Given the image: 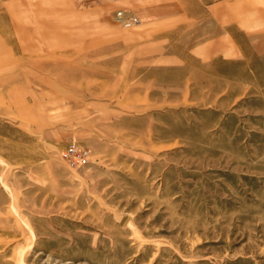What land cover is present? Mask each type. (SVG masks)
Returning <instances> with one entry per match:
<instances>
[{
	"label": "rangeland",
	"instance_id": "rangeland-1",
	"mask_svg": "<svg viewBox=\"0 0 264 264\" xmlns=\"http://www.w3.org/2000/svg\"><path fill=\"white\" fill-rule=\"evenodd\" d=\"M16 19L0 264H264V0H18Z\"/></svg>",
	"mask_w": 264,
	"mask_h": 264
},
{
	"label": "crops",
	"instance_id": "crops-1",
	"mask_svg": "<svg viewBox=\"0 0 264 264\" xmlns=\"http://www.w3.org/2000/svg\"><path fill=\"white\" fill-rule=\"evenodd\" d=\"M17 2L18 0H0V48H1V32H2V25L4 26V28L6 29V25H9V31H16V23H17ZM216 7L213 6V8H211V14H216L217 16H222L223 15V8L221 7V3L218 2V4H215ZM166 9L161 10V8H159V10L157 11L156 8H154L155 14L158 15H163V14H167V15H175V14H182L185 16H190V15H194L193 11H189L188 8H184V11H179L181 9L178 8V6H172V5H168V7H165ZM208 10V9H207ZM210 10V9H209ZM197 14V13H196ZM250 14V12H249ZM10 25H12L10 27ZM1 62V61H0Z\"/></svg>",
	"mask_w": 264,
	"mask_h": 264
},
{
	"label": "built area",
	"instance_id": "built-area-1",
	"mask_svg": "<svg viewBox=\"0 0 264 264\" xmlns=\"http://www.w3.org/2000/svg\"><path fill=\"white\" fill-rule=\"evenodd\" d=\"M116 18L119 21V23H121V25L125 27L138 23V20L135 17H126L125 15H122V13H117ZM62 156L66 160L74 164L76 162L83 163L87 159V153L85 151H79L78 149L75 148L74 145H70L69 147H67L63 151Z\"/></svg>",
	"mask_w": 264,
	"mask_h": 264
}]
</instances>
